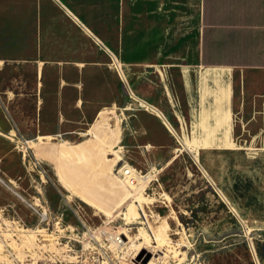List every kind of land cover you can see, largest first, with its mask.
Segmentation results:
<instances>
[{"label": "rangeland", "instance_id": "1", "mask_svg": "<svg viewBox=\"0 0 264 264\" xmlns=\"http://www.w3.org/2000/svg\"><path fill=\"white\" fill-rule=\"evenodd\" d=\"M14 4L0 0V208L20 227L6 231L0 221V264H35L37 250L47 255L38 264H264V114L232 105L227 79L161 67L136 85L173 135L129 96L107 55L93 45L52 46L43 20L24 5L16 16ZM68 55L85 57L83 105L75 109L71 93L60 124L38 102L56 87L53 77L77 81L57 66ZM38 61L46 64L39 87ZM123 167L141 181L151 176L136 182L148 203L128 198ZM132 204L136 220L126 216ZM30 206L46 209L50 223ZM163 238L173 253L158 244Z\"/></svg>", "mask_w": 264, "mask_h": 264}, {"label": "crops", "instance_id": "2", "mask_svg": "<svg viewBox=\"0 0 264 264\" xmlns=\"http://www.w3.org/2000/svg\"><path fill=\"white\" fill-rule=\"evenodd\" d=\"M13 2L18 4H14L16 16L24 5L30 7V18L43 20L48 28L46 40L52 46L61 45L69 52L73 45H93L111 63L116 61L124 81L143 104L147 102L138 95V80L164 67L174 68L173 72L184 77H196V73L218 76L217 83L227 79L226 89L232 105L244 110L253 108L255 115L264 114V0ZM40 63L43 64L41 75L38 74ZM57 66L71 68L77 81L53 77L51 83L57 85L47 87L45 98H39L38 108L42 110L44 104L47 119L61 124L67 118L66 104L71 107V93L77 95L72 106L82 109V97L79 99L78 95L84 88L87 65L85 57L68 55L67 61L57 62ZM111 66L125 87L119 71ZM45 67L44 62H36L38 87ZM128 93L130 96L131 92ZM78 101L82 103L78 105ZM147 107L157 111L160 117L156 116L165 125L163 112L153 104ZM261 128H264V117Z\"/></svg>", "mask_w": 264, "mask_h": 264}, {"label": "bare ground", "instance_id": "3", "mask_svg": "<svg viewBox=\"0 0 264 264\" xmlns=\"http://www.w3.org/2000/svg\"><path fill=\"white\" fill-rule=\"evenodd\" d=\"M116 68H117V66H116ZM118 69V68H117ZM118 71H119V69H118ZM119 74H120V71H119ZM120 76H121V74H120ZM122 79H123V81H124V77H121ZM125 82V81H124ZM126 83V82H125ZM131 91V94H132V98L134 99V100H136V101H140L141 102V99L140 98H138L137 96H136V94L133 92V90L131 89L130 90ZM144 106L148 109V110H150V111H152L154 114H156V115H160L157 111H155V110H152V108H150V107H147L148 105L147 104H144ZM160 117V116H159ZM109 118V117H108ZM98 122V121H97ZM164 123H165V125H166V127H167V129L174 135V131H173V129L171 128V126L169 125V123L165 120L164 121ZM105 124H107V123H105ZM104 124V125H105ZM99 128V127H98ZM111 136V135H110ZM117 137V136H116ZM105 138V137H104ZM110 138V137H109ZM94 139H95V137H94ZM108 139V138H107ZM105 140V139H104ZM101 141V140H100ZM100 141H98V142H100ZM111 141V140H110ZM31 144V143H30ZM90 144V143H89ZM96 144V143H95ZM97 145H98V143H97ZM182 146H183V144H181ZM67 146V145H66ZM82 146V145H81ZM84 146V145H83ZM65 148H67V147H65ZM82 148V147H81ZM80 148V149H81ZM86 148V147H85ZM95 148V147H94ZM62 149H64V148H62ZM93 149V148H92ZM111 150H112V148H110ZM110 150V151H111ZM69 151H73V150H70V148H69ZM99 151V150H98ZM100 151H102V150H100ZM75 152V151H74ZM73 153V152H72ZM100 153V152H99ZM77 154V153H76ZM79 155V154H78ZM93 155V154H92ZM99 155V154H98ZM97 155V156H98ZM119 156V155H118ZM67 157V156H66ZM93 157V156H92ZM80 158H82V157H80ZM117 158V157H116ZM100 159V158H99ZM118 159V158H117ZM116 160V159H115ZM111 161V160H110ZM122 161V158L121 157H119V159H118V163H120ZM116 163V162H115ZM113 164H114V162H113ZM116 165V164H115ZM109 166V165H108ZM113 166V165H112ZM114 167V166H113ZM112 167V168H113ZM109 168V167H108ZM110 171H113V170H111L110 169ZM134 169H132V168H129V167H123L122 168V172H123V174L125 175V181H127L126 183H129L128 185H129V188L133 191V192H130L129 193V196L130 197H128V198H135V202L137 203H140V204H142L143 202H147V200H148V198H145L144 197V194H143V192H144V188H142L141 186V188L138 186L142 181H144V180H146L147 178V180H149L150 179V177L151 176H148L147 175V177L146 178H144V180L142 179V181H141V177L139 178H136L135 176H134ZM132 179H135L134 181H132ZM139 182V184L138 185H136V182ZM147 182V181H146ZM77 183V182H76ZM121 183H124V181H122ZM145 183V182H144ZM148 184V183H147ZM115 186V185H114ZM119 186V185H118ZM74 187V186H73ZM126 187V186H125ZM144 187V186H143ZM82 188V187H81ZM122 189V188H121ZM126 189V188H125ZM70 190H71V188H70ZM93 190V189H92ZM83 191V190H82ZM90 192V191H89ZM128 192H129V190H128ZM134 192H138V194H136V195H134ZM71 193L75 196L76 195V197H81V199L84 201V202H86L87 204H89V205H94V206H96L90 199L91 198H89V195H86L85 193H81V191H78V190H76V189H72V191H71ZM118 193H120V192H118ZM128 194V193H127ZM151 199V198H150ZM150 199H149V202H150ZM127 200V199H126ZM96 201V200H95ZM90 202V203H89ZM107 202V201H106ZM104 203V202H103ZM127 203H128V201H127ZM148 203V202H147ZM97 204V203H96ZM106 205V204H105ZM147 205V204H146ZM98 206V205H97ZM96 206V207H97ZM121 206H124V205H121ZM142 206V205H141ZM120 207V206H119ZM118 207V208H119ZM128 213L129 214H125L126 216H133L132 217V219H134L135 218V220H136V218L139 216V213H138V210H137V206L136 205H134V204H132L131 206H130V208H129V211H128ZM125 219H127V220H129L127 217H125ZM156 229V228H155ZM155 233L157 234V231H155ZM140 234V233H139ZM48 236V235H47ZM141 238H143L144 240H145V242H149L150 241V239H149V236H148V234H147V232H144V231H142L141 232ZM51 237V236H50ZM173 242H171V240H168L167 238H163V239H160L159 241H158V244L160 245V246H164V247H168L167 249L168 250H171V249H173V248H175L174 246H173V244H172ZM178 247H179V245H177ZM175 250V249H174ZM171 252L173 253V251L171 250ZM176 252V251H175ZM179 254H177V256H178ZM185 255V254H184ZM184 259V258H183ZM182 259V260H183ZM152 264V263H151Z\"/></svg>", "mask_w": 264, "mask_h": 264}, {"label": "built area", "instance_id": "4", "mask_svg": "<svg viewBox=\"0 0 264 264\" xmlns=\"http://www.w3.org/2000/svg\"><path fill=\"white\" fill-rule=\"evenodd\" d=\"M112 64H113V66H115V70H118L116 68L118 63L116 61H113ZM118 67H119V70H120V65L119 64H118ZM30 207H32V209L35 212V215L38 217V220H39L40 223L46 224V225H48L50 223V216H49V214H48L46 209L42 208L41 206L40 207L30 206ZM5 213H6L5 209L4 208H0V221H1V223L4 225L6 231H14V232H16L15 227L16 226L20 227V222L19 221H15V220H6V219H4L3 216L5 215ZM55 220H56L55 221V225L58 226L60 224V221L57 220V218ZM4 222H8L9 225L7 226L6 223H4ZM41 251H43V250H37L35 252V254H36V263L35 264L39 263L38 262L39 260H37V259L40 258L41 256L45 258L44 255H46V252H41ZM7 252H9V251H7ZM194 264H205V263L202 262V261L197 260Z\"/></svg>", "mask_w": 264, "mask_h": 264}]
</instances>
